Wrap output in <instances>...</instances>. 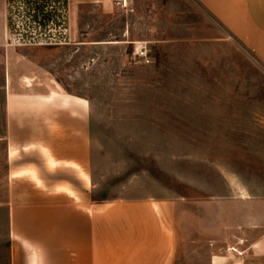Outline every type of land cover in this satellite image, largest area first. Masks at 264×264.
Instances as JSON below:
<instances>
[{"label":"crops","instance_id":"obj_1","mask_svg":"<svg viewBox=\"0 0 264 264\" xmlns=\"http://www.w3.org/2000/svg\"><path fill=\"white\" fill-rule=\"evenodd\" d=\"M4 1L0 47L6 44ZM73 1L124 16L119 40L90 43H135L136 50L180 37L158 27L161 16L182 13L165 11L177 1L185 9L188 38L195 35L194 23L212 24L264 68V0H127L126 6L113 0ZM70 10L71 2L68 41L24 44L27 55H6L2 61L5 132L0 140L5 142L7 176H29L33 169L41 182L33 199L6 204L8 264H264V186L234 172L222 176L224 193L204 199L86 197L89 105L83 94L69 90V80L77 79L79 71L84 75V42ZM67 50L51 58L40 54ZM73 59L74 67L60 70ZM56 174H77L79 184L75 188L68 180L47 178Z\"/></svg>","mask_w":264,"mask_h":264},{"label":"rangeland","instance_id":"obj_2","mask_svg":"<svg viewBox=\"0 0 264 264\" xmlns=\"http://www.w3.org/2000/svg\"><path fill=\"white\" fill-rule=\"evenodd\" d=\"M68 1L84 42V75L78 69V78L69 80V90L83 94L89 105L87 198L204 199L226 191L222 176L228 172L264 186V68L212 24L209 28L194 23L195 35L188 38L185 9L177 1L165 11L182 13L160 15L164 22L158 27L180 37L147 44L145 62L136 54L135 43H90L120 39L124 16L119 11L101 12L88 1L5 0L0 138L5 132L3 57L27 55L24 44L68 41ZM64 53L69 51L40 54L51 58ZM74 65L73 59L59 68L70 70ZM4 149L0 140V264H8L7 202L19 205L31 200L35 186L41 187L33 169L29 176H7ZM76 176L47 178L68 180L76 188Z\"/></svg>","mask_w":264,"mask_h":264},{"label":"built area","instance_id":"obj_3","mask_svg":"<svg viewBox=\"0 0 264 264\" xmlns=\"http://www.w3.org/2000/svg\"><path fill=\"white\" fill-rule=\"evenodd\" d=\"M119 6H126L127 0H113ZM226 37L232 38L231 35L227 34ZM138 57H140L143 61H148L147 52L145 46H139L138 50H135Z\"/></svg>","mask_w":264,"mask_h":264}]
</instances>
